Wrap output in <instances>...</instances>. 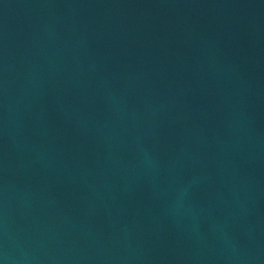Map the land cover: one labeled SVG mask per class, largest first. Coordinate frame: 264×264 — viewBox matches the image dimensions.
Returning <instances> with one entry per match:
<instances>
[{
	"label": "water",
	"instance_id": "95a60500",
	"mask_svg": "<svg viewBox=\"0 0 264 264\" xmlns=\"http://www.w3.org/2000/svg\"><path fill=\"white\" fill-rule=\"evenodd\" d=\"M0 264H264V0H0Z\"/></svg>",
	"mask_w": 264,
	"mask_h": 264
}]
</instances>
